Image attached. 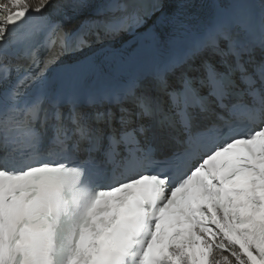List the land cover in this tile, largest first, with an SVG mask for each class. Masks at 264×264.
Segmentation results:
<instances>
[{"label": "snow or ice", "instance_id": "obj_1", "mask_svg": "<svg viewBox=\"0 0 264 264\" xmlns=\"http://www.w3.org/2000/svg\"><path fill=\"white\" fill-rule=\"evenodd\" d=\"M0 264H264V0H0Z\"/></svg>", "mask_w": 264, "mask_h": 264}, {"label": "bare ground", "instance_id": "obj_2", "mask_svg": "<svg viewBox=\"0 0 264 264\" xmlns=\"http://www.w3.org/2000/svg\"><path fill=\"white\" fill-rule=\"evenodd\" d=\"M52 2H53V3H55V2H56V0H52Z\"/></svg>", "mask_w": 264, "mask_h": 264}]
</instances>
